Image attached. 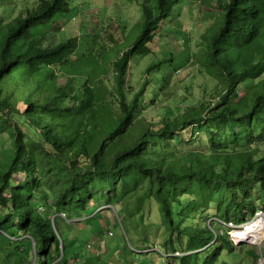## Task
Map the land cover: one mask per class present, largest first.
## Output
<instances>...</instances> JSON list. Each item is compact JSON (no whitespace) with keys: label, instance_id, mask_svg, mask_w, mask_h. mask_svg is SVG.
I'll return each instance as SVG.
<instances>
[{"label":"trees","instance_id":"trees-1","mask_svg":"<svg viewBox=\"0 0 264 264\" xmlns=\"http://www.w3.org/2000/svg\"><path fill=\"white\" fill-rule=\"evenodd\" d=\"M131 1L143 15L133 42L118 50L105 16L95 30L98 40L78 61L72 59L78 36L42 39L76 7L72 0H35L11 21L0 20V126L12 129L0 159V250L16 243L23 253L27 241L35 264H72L82 242L75 240L73 250L63 240L61 249L50 212L81 215L94 201L114 205L118 214L119 202L128 206L146 189L168 230L162 253L173 254L167 261L218 264L223 250L236 249L229 224L240 226L264 211V0H211L219 13L202 33L197 59L189 58L217 80L215 93L199 102L186 95L180 113L159 121L137 116L148 79L129 98L126 78L133 57L152 52L181 0ZM101 31L108 42L99 46ZM162 62L150 64L147 76ZM110 72L112 87L104 80ZM78 76H86L80 86ZM210 208L214 213L203 217ZM183 238L180 253L176 242ZM111 263L96 252L87 264Z\"/></svg>","mask_w":264,"mask_h":264},{"label":"rangeland","instance_id":"rangeland-1","mask_svg":"<svg viewBox=\"0 0 264 264\" xmlns=\"http://www.w3.org/2000/svg\"><path fill=\"white\" fill-rule=\"evenodd\" d=\"M34 1L35 0H18L15 4L0 5V20L2 22L11 21L24 7H34ZM72 3L75 4L76 7L73 6L65 17L55 23L46 35L42 36V39L44 40V44H50L57 43L71 36H78L80 47L72 56L74 60H80V58L93 47L94 42H92V39L95 38V42L98 40V37H94V34L100 32L103 25L102 20L105 16L108 17V19L105 18L109 25L107 28L110 27V30L115 33L116 38H119L115 43L118 50H122L130 45L138 33L137 24L143 15L141 5L135 1L72 0ZM218 13L219 8L214 1L181 0V2L175 6L167 24L158 35L155 44L152 46V52L138 54L133 57L126 78L128 97L132 98L134 93H136L146 79H148L149 83L147 92L144 95L142 104L137 113L138 117H145L153 121H159L164 117L172 118L180 113L178 104L182 102V97L190 96L193 101L199 102L203 99L210 98L215 93L217 80L209 75L204 67H202V63L192 66L189 57H193L194 61L197 59L198 52L201 51L200 49L202 47V33L211 25L212 21L215 19V15ZM119 26H125L122 33L120 32L121 29H119ZM87 35L88 39H86ZM106 42H108V39L105 38V33L101 31L98 45L105 44ZM159 59H162L163 62L154 67L147 76V67L157 62ZM198 60L203 62L204 57L198 56ZM59 72L60 69H58V75H60L58 84H63L65 82V73L62 72L63 74H59ZM78 78L76 85L80 86L84 82L86 76H78ZM104 80L109 87H112L114 81L112 72L107 74L106 78L104 76ZM187 102H189V99L186 100V103ZM180 106L181 108L186 107L185 104ZM22 128L27 133H31L29 128L23 125ZM202 136L206 138L204 134ZM11 138V127L8 124L0 126V159H3L5 153L8 151L7 149L10 148ZM184 144H188L187 139ZM62 149L64 152L67 151L66 148ZM16 178L23 179L21 174H17ZM145 191L146 189L140 190V192L128 202V206L123 207L122 202H119L118 205L123 209L118 211V214L114 205L92 207L87 214H97L98 211L102 213V215L99 213L100 223L102 224H98L97 226L93 222L86 225L85 220L81 218L78 219L73 210L71 212L66 211V213L63 211L50 212V216L56 221L60 235L62 236L61 249L63 240L66 245L69 244L65 231L73 238L83 241L80 250H83L86 254L82 255L83 253L81 254L78 252V256L73 258L72 264H87L90 255L96 252L101 255V257L113 263L115 262L116 264H122L125 258L130 262H134L136 258L138 259V253L135 250L138 246V240H145V236L149 235L151 241H145L147 243L149 242L151 245L152 241H155V239H157L158 243L162 241L168 230L164 225L159 223V202L156 199L148 200L145 197ZM91 203L93 204V201ZM103 207L112 208L111 210H107V212L116 225L115 227L109 226L114 235H108L107 233L103 234L105 226L108 225L105 220L107 216L104 213L105 211L102 210ZM143 210H146L148 220L144 217L145 211ZM258 212H263L264 214L263 210H258ZM213 213L214 210L210 208L209 211L203 214V217H207V215ZM257 213L254 217H256ZM84 216L86 215L84 214ZM254 217H252V219ZM99 225L103 232L102 234L97 231L100 230ZM95 226L98 227L96 231L93 229ZM229 226H231L229 231L232 240L236 244V249L234 252L223 250L218 263L264 264V259L261 258L264 239L261 245L248 242L238 244L233 238L232 231L242 225L234 226L229 224ZM21 244L20 247L28 250L23 253H21V251L18 254L17 248L19 246L16 245V243L7 245L6 249L0 250V264H35L34 248L30 247V243L27 241ZM176 244L179 252L182 253L185 249L186 238H183L181 242L177 241ZM158 246L160 253L158 251H156V253L159 257L165 259L164 264H169L167 258L169 255L173 254V250L169 249V252L164 255L163 251L166 250V248L162 243ZM252 251L259 256L257 260L251 255ZM179 252L176 254H180ZM72 256L73 255L70 257ZM203 256L204 254H202L201 257Z\"/></svg>","mask_w":264,"mask_h":264},{"label":"crops","instance_id":"crops-1","mask_svg":"<svg viewBox=\"0 0 264 264\" xmlns=\"http://www.w3.org/2000/svg\"><path fill=\"white\" fill-rule=\"evenodd\" d=\"M100 205H104V204H100V203H96V202H94L93 201V204L92 203H90L89 205H88V207H87V210L85 211V212H83L81 215H76L77 217H78V219L79 218H81V219H83V220H85L86 218H89V219H91L90 221V223H94L96 226L98 225V224H102V223H100V215H99V213L102 215V213H101V211H98L97 212V214H94L93 213V215H90V213L89 214H87L88 212H90V209H92V207H96V206H100ZM103 211H105V210H103ZM96 212V211H95ZM105 213V215L107 216L106 218H105V220L107 221V223H108V225H106L105 226V229L103 230V232H102V230H101V228H100V225H99V228H100V230H97L98 229V227H93V229L96 231H98V232H100L101 234L103 233V234H105V233H107V231H109L110 230V225L112 226V227H115L116 225L114 224V222L112 221V217L110 218V216H109V214H108V212L107 211H105L104 212ZM84 214L86 215V216H84ZM85 223H86V225L87 224H89V223H87L86 221H85ZM66 232V231H65ZM67 233V232H66ZM68 234V233H67ZM67 234H66V237L70 240V245L73 247L72 249L73 250H76L77 248H78V245H77V243H75V240H77V241H80V240H78V239H76V238H73L70 234H68V236H67ZM98 235V234H97ZM113 235H114V233H113ZM146 238H145V240L146 241H151V239L149 238L150 236L149 235H147V236H145ZM145 240H138V246H137V248L135 249L136 251H140V252H138V259L136 258V260L134 261V262H130L129 260H125L122 264H130V263H136V264H164V259L162 258V257H159V255L156 253V251H158L159 252V244H161L162 243V241H160L159 243L157 242V239H155V241H152V245L148 242H146ZM163 240V239H162ZM80 242H83V241H80ZM79 248H80V246H79ZM78 250V249H77ZM79 252L82 254V255H85L86 253L83 251V250H80L79 249ZM160 253V252H159ZM169 262V264L171 263V260H169L168 261ZM112 264V263H111ZM219 264V263H218Z\"/></svg>","mask_w":264,"mask_h":264},{"label":"bare ground","instance_id":"bare-ground-1","mask_svg":"<svg viewBox=\"0 0 264 264\" xmlns=\"http://www.w3.org/2000/svg\"><path fill=\"white\" fill-rule=\"evenodd\" d=\"M233 238L238 244L251 243L261 245L264 239V214L261 212L252 220L232 231Z\"/></svg>","mask_w":264,"mask_h":264},{"label":"water","instance_id":"water-1","mask_svg":"<svg viewBox=\"0 0 264 264\" xmlns=\"http://www.w3.org/2000/svg\"><path fill=\"white\" fill-rule=\"evenodd\" d=\"M262 213H263V212H262ZM257 214H259V212H258ZM241 225H243V224H241ZM34 249H35V247H34ZM36 256H37V255L35 254L34 263L36 262V258H37ZM261 258H262V259H264V257H263V255H262V253H261Z\"/></svg>","mask_w":264,"mask_h":264},{"label":"built area","instance_id":"built-area-1","mask_svg":"<svg viewBox=\"0 0 264 264\" xmlns=\"http://www.w3.org/2000/svg\"><path fill=\"white\" fill-rule=\"evenodd\" d=\"M109 234H111V235H112L113 233L110 231V233H109Z\"/></svg>","mask_w":264,"mask_h":264}]
</instances>
